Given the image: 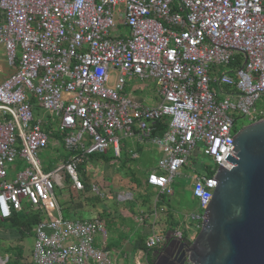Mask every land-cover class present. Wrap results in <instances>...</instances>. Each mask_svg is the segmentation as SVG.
Here are the masks:
<instances>
[{"label": "built area", "instance_id": "built-area-1", "mask_svg": "<svg viewBox=\"0 0 264 264\" xmlns=\"http://www.w3.org/2000/svg\"><path fill=\"white\" fill-rule=\"evenodd\" d=\"M0 45L14 69L0 83V221L24 204L46 209L33 264H110L91 226L65 220L54 188L82 190L79 164L109 146L117 156L116 132L160 149L145 180L159 194L172 193L182 169L192 173L197 209L185 219L198 230L236 122L264 117L254 106L264 98V0H0ZM133 79L152 81L158 101L126 94ZM53 134L68 156L45 172L37 154ZM199 153L206 164L191 161ZM167 237L183 233H152L144 243Z\"/></svg>", "mask_w": 264, "mask_h": 264}, {"label": "crops", "instance_id": "crops-1", "mask_svg": "<svg viewBox=\"0 0 264 264\" xmlns=\"http://www.w3.org/2000/svg\"><path fill=\"white\" fill-rule=\"evenodd\" d=\"M13 70V67L9 66L5 59L4 48L0 45V83L6 79ZM141 82L142 81L132 84L128 91L125 89L126 92H128L127 94L145 104L157 102L158 98L155 94V89H153L152 97L146 98L142 94L146 87L145 84L142 85ZM116 135L118 137L119 146L118 155L115 156L112 146H109L104 153L92 154L84 157L78 170L84 188L75 191L68 185L61 189L62 193H59L57 200L62 215L67 222L83 223L84 221L96 218L101 221V226L99 229H96L98 234H95L93 237V243L97 246L98 251L102 250L108 253L110 264H134L135 256L139 251L143 253L141 257L143 264H148L146 261L147 257L143 250L136 249L134 252H130L131 247L139 238H141V241L145 242L146 238L152 233L166 234L178 228L173 229V217L169 221L166 214L167 210H169L168 204L171 202L173 192L170 195L159 194L156 188L148 185L145 181L147 173L154 170L156 164L144 168L143 162L145 160L142 159L147 158V154L150 153L152 149L157 151L160 159L162 156L160 149L148 142H139L134 137L122 136L120 132H116ZM51 138L52 142L49 143L47 147L58 152L60 137L52 136ZM121 141H128V144L123 142L121 146ZM62 150H64L63 147ZM65 155H68V153L66 152L61 156L58 155L60 163L62 157ZM113 157H122V159L117 163L118 165L112 169L109 167L110 164L107 163L110 159H113ZM132 161L138 162H135V165L132 166ZM21 165L19 161L12 165L13 170H10L8 179H12L15 170L21 167ZM102 169H104V171L108 169L107 173ZM132 170L136 171L133 172ZM139 173L141 174L139 175ZM90 185H97L104 195L102 197L95 195L91 192L89 188ZM112 191H114V195H111ZM135 193L138 197H135ZM112 197H114V199L109 200L112 199ZM145 197H150V200L147 202ZM163 198L168 199V201L164 202ZM25 206L30 205L24 204L23 208ZM41 212L45 214L46 209L42 208ZM47 217L49 218L50 216ZM116 218H120L121 222L119 226L112 225ZM181 222L186 223L185 217L176 225L179 226ZM0 223L1 225L7 226V229H3L0 225V240L4 241L5 244L3 248L4 257L0 256V258L6 260V262H13L15 258L14 249L11 251H6V249H9V247H16L18 243L20 244L22 241L16 243L20 238L19 233L4 223V221H0ZM47 223L48 222L45 224ZM107 226H109L108 231H106L105 228ZM32 227L33 231L31 235L35 238L36 224ZM45 230L49 231L48 228H45ZM20 246L24 249V252L22 259L17 261H21L23 264H33L31 248L29 249L27 244H22ZM153 253L154 251L151 253L152 258ZM93 259L94 258H90L91 263H94Z\"/></svg>", "mask_w": 264, "mask_h": 264}, {"label": "water", "instance_id": "water-1", "mask_svg": "<svg viewBox=\"0 0 264 264\" xmlns=\"http://www.w3.org/2000/svg\"><path fill=\"white\" fill-rule=\"evenodd\" d=\"M230 144L197 233L180 243L182 258L163 255L167 243L152 264H264V117L239 128Z\"/></svg>", "mask_w": 264, "mask_h": 264}, {"label": "rangeland", "instance_id": "rangeland-1", "mask_svg": "<svg viewBox=\"0 0 264 264\" xmlns=\"http://www.w3.org/2000/svg\"><path fill=\"white\" fill-rule=\"evenodd\" d=\"M6 59V58H5ZM227 66H222L219 65L218 66V71L219 72H223L226 71ZM136 83H140V81L138 80H129L126 83L125 89L128 91L130 86L132 84H136ZM141 84H145V90L142 92V94L148 98V97H152L153 95V89H154V83L152 81H144L141 82ZM128 92H126L127 94ZM256 109H264V98H260L258 99L255 104H254ZM255 119V118H254ZM250 122V119L248 117L238 120L236 122V130H238L239 128H241L242 126L248 124ZM126 142V144H128V141H123ZM123 142H120V145H123ZM60 147H58V152H55L54 149H50V147H47L46 149H42L38 152L37 157L38 160L40 162L41 168L45 171V172H49V171H53L55 169L60 168L61 164H62V160L61 163L59 162V156L58 155H64V153H66L64 150H62V145L61 143H58ZM57 150V149H56ZM122 151V148H121ZM109 155H110V149H109ZM122 156V154H121ZM122 159V157H113V159H110L109 162L107 164H110L109 167L110 168H115L118 164V162ZM142 160H145L143 162V167L144 168H148L151 165L157 164L158 160H159V154L157 153V151L155 149H152L150 151V153L147 154V158H144ZM141 161V160H140ZM192 162H197V163H205L206 164V160L204 157L201 156V154H196L193 158H191ZM135 162L138 161H132V166L135 165ZM102 163V161H101ZM107 168V167H105ZM104 171V169H102ZM108 171V169H106ZM107 171H104L107 173ZM133 172H135L136 170H132ZM141 173H139L140 175ZM192 173L188 170V169H182L180 171V175L176 176L174 178L172 187H173V193L171 196V202L170 204H168V207L172 210V217H173V229L177 228L180 229L183 233V237L186 238H190L193 239V237L195 236V234L197 233V229L194 228L191 225H188L185 222H181L179 226H177L176 224L179 223L180 219L182 216V214H186L189 211H195L197 209V203L196 201L191 197V192H190V183H191V177ZM62 193L61 188L59 187H55L54 188V193L56 196L59 195V193ZM111 195H114V191H112ZM153 196V195H152ZM135 197H138L137 194L135 193ZM114 197H112V199L109 200H113ZM145 200H147V202L150 200V197H145ZM113 203V202H112ZM177 215V217L175 218V216ZM184 216V217H185ZM171 219H169L170 221ZM182 220V219H181ZM177 221V222H176ZM120 218H116L114 223L112 225L115 226H119L120 224ZM108 225V224H107ZM108 227L106 228V231H108ZM1 228L3 229H7V226L5 225H1ZM33 239L34 237H32V235H28V236H24L21 239L19 238L16 243L22 241L20 244L18 243V246L22 245V244H27L28 248L31 250L33 249ZM4 240V239H3ZM5 244L4 241L0 240V256L4 257V253H3V248H4ZM28 249V251H29Z\"/></svg>", "mask_w": 264, "mask_h": 264}, {"label": "trees", "instance_id": "trees-1", "mask_svg": "<svg viewBox=\"0 0 264 264\" xmlns=\"http://www.w3.org/2000/svg\"><path fill=\"white\" fill-rule=\"evenodd\" d=\"M165 128H166V119L162 118L157 123L155 133L156 134L161 133L163 130H165ZM52 136L58 137L57 134H53ZM67 156L68 155H65L62 157V162L66 161ZM81 164H79L78 169L80 168ZM163 201L167 202L168 199L163 198ZM41 209H42V207H38V206H34V207L25 206L22 211L12 212L10 217L8 219L3 220V221L9 227L13 228L15 231H17L19 233L20 239L24 236H28V235L31 236V233L33 231L32 226L35 224L37 225L39 222H41L45 218V214L43 212H41ZM171 212L172 211L170 210V208L166 212L169 219H172ZM84 223H86L87 225L92 227L91 229H92L93 235L98 234V231L96 230V228H97L96 226L100 225V223H101V221L98 218L93 219V220L84 221ZM0 225H1V223H0ZM155 248L156 247L147 248L145 246V243L143 241H141V238H139L137 240V242H135V244L132 245L130 252H134L136 249L143 250V252L145 253V255L147 257L146 258L147 263L152 264L151 253L153 252V250ZM12 249H14V252H15L14 261L13 262L7 261L5 264H23V263H21V261H17V260L22 259L24 249L21 248V246H16V247H9V249H6V251H11ZM26 264H28V263H26Z\"/></svg>", "mask_w": 264, "mask_h": 264}, {"label": "flooded vegetation", "instance_id": "flooded-vegetation-1", "mask_svg": "<svg viewBox=\"0 0 264 264\" xmlns=\"http://www.w3.org/2000/svg\"><path fill=\"white\" fill-rule=\"evenodd\" d=\"M181 216L182 217L180 218V220L185 216V214H182ZM176 217H177V215H176ZM189 240H191V239L186 238V237H181V239H179V240L170 237V238H168L167 242L165 241L164 243H162L161 245L156 247L153 251H154V253H156L155 254V256H156V255H158L157 251H159L162 247H165L166 244L169 243V247L167 250H165L163 255H165L166 257H169L170 259L174 258L175 260H180L182 258V250H183V248L180 246V243L181 242H187ZM152 260H153V258H152Z\"/></svg>", "mask_w": 264, "mask_h": 264}]
</instances>
